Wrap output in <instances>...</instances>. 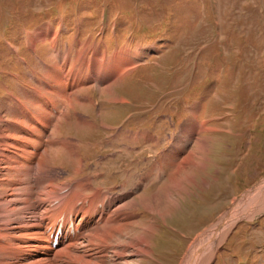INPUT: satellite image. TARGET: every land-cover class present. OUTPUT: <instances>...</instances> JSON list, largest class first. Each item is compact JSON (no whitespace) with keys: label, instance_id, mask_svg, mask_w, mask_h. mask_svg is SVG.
<instances>
[{"label":"rangeland","instance_id":"rangeland-1","mask_svg":"<svg viewBox=\"0 0 264 264\" xmlns=\"http://www.w3.org/2000/svg\"><path fill=\"white\" fill-rule=\"evenodd\" d=\"M82 52L85 69L74 88L60 97L46 93L63 113L73 99L57 137H73L75 152L61 149L54 166L41 160L40 174L56 181V189L34 192L33 203L20 205L25 224L72 191L75 204L87 201L85 192L97 194L102 206L106 192L117 203L112 210L125 208L107 222L119 241L107 247L114 252L108 263L182 264L190 247L242 200L240 214L247 213L208 264H264V0H0L1 118H17L23 105L34 108L26 94L45 89L56 60L67 59L60 79L72 82L67 74L80 66ZM95 53L104 56V68L117 63L115 77L88 72ZM85 177L88 184L60 193ZM147 201L159 206L155 215L144 210ZM129 202L143 207H125ZM139 223L153 230L148 254L128 246L142 237ZM33 251L21 262L35 257Z\"/></svg>","mask_w":264,"mask_h":264},{"label":"bare ground","instance_id":"bare-ground-1","mask_svg":"<svg viewBox=\"0 0 264 264\" xmlns=\"http://www.w3.org/2000/svg\"><path fill=\"white\" fill-rule=\"evenodd\" d=\"M44 34L43 32L42 35L44 36ZM42 35L39 34L38 38L42 37ZM30 38L31 40L35 39V37L32 36ZM97 53L92 56L91 63L89 64L90 66L86 64L88 72L94 73L95 71H99L102 77H115L118 67L117 63H107L106 68H104L102 62L105 60L104 56ZM82 55L83 52L80 54V66L76 69H72L71 74H67L73 78L72 82L69 78L64 77L63 80L60 79L67 65V59L64 58L59 60L58 58L59 61L56 60L55 65L52 64L53 66L50 67V71L53 73L47 76V78L57 87L62 84L61 90L54 89L52 83L46 82L44 83L45 89L42 92L37 91V89L36 93L32 92L26 94L27 99L28 97L30 98L28 102L33 105L34 108L35 104L38 106L37 109L39 110L37 113L33 112L32 109L34 108H28L26 105H23L19 108L17 118H11L9 121H6L1 118L2 114L0 112V121L7 122L4 126L0 125V187H4L1 192L2 195H0V264H112L110 262L108 263V258L110 254L114 252L112 250L107 251V247L112 244H117L116 242L119 241L111 237L113 234V225L107 227V222L110 219L111 213L124 210L125 208L119 207L118 205L116 210H112L113 207L111 205H117V203H111V196H108L106 192L102 200L104 206H102V204H98L100 198L96 199L97 194L85 192H82L81 198L87 201H79L75 204L74 201L77 193L72 191L67 195L66 200H63V197H59L52 203L45 204L43 208L46 210L42 209L44 212L41 216L37 217L36 221L32 223V226L25 224L28 216L24 210L20 208V205L22 206L26 201H32L33 203L34 200L37 199L39 195L34 192L38 194L46 192L51 193L56 189V181L40 174L41 160H44L48 165L54 166L53 163L58 159L61 149L66 150L69 153L68 155H71L72 151L75 152L74 149L76 145L72 142L75 140L73 137H57L59 125L62 120L68 117L69 114L67 115V113L72 104L67 107L68 112L66 113L65 109L63 113L51 98L46 97V93H55L56 97H60L61 95H65L68 89L74 88L76 82L74 78L79 76L85 69V67H81V64L85 63V57ZM100 69L102 71H100ZM45 74L41 75L45 76ZM106 80L108 79L106 78ZM112 85L113 84L105 87L106 91L108 89L111 90ZM56 97L55 99H57ZM21 103L23 104V102ZM66 105L64 106L66 107ZM80 106L86 107L85 104ZM95 107L96 106L92 108ZM72 122H74V125L79 124V120L76 119H73ZM90 123L85 122V125L92 126L94 124V122ZM73 154L76 155L75 153ZM165 164L171 165L170 162ZM79 166L78 164V167ZM43 170L48 174V169L46 167H44ZM181 170H184V168ZM78 172L79 169L75 171V174ZM48 176L51 178L53 177L51 173H49ZM166 179L169 180V184L171 185V173L168 174ZM26 181L30 185L34 182L36 187L31 190ZM89 181L90 179L87 177L81 178L79 181H75V183L68 184L67 188L60 191V193L69 191L73 184H88ZM38 183H40L41 186L37 185ZM152 196L157 200V204H160L158 203L160 198L159 195L152 194L151 197ZM241 201L231 209L232 211L226 213L215 223L212 229H209V231L202 236L204 241L201 242L202 238H200L197 242L199 245L194 243L192 247H190L183 258L182 264H208L213 259L224 234L228 232L229 228L233 226L237 219L247 213L244 212L242 215L240 214ZM94 205L97 207H94ZM139 205L140 206H136L132 202H129V205L125 207L140 208L144 205V209L151 211L154 215L159 207L149 202L146 203V205L145 203ZM94 209L96 210L94 211ZM29 210L30 209L27 211ZM119 217L120 214L117 215V218ZM140 229L141 225L139 223V231ZM55 230L62 232V238L59 245L52 247V238L50 234L51 231ZM127 230H121V235L124 236V232L128 234L129 231ZM28 231H33L37 233V235H29ZM151 231H153L151 226L142 228L140 231L143 233L142 237L133 239L128 243V246L133 249V253L148 254L147 250H144V248L149 246L148 236ZM83 242H87V244L85 247L79 248L80 244ZM25 248H27V251L20 254V251ZM32 249H34L32 255H35V257L22 263L21 259L27 256ZM99 249H104V252L99 253ZM118 254H120V252H118ZM16 256L18 260L14 259Z\"/></svg>","mask_w":264,"mask_h":264},{"label":"crops","instance_id":"crops-1","mask_svg":"<svg viewBox=\"0 0 264 264\" xmlns=\"http://www.w3.org/2000/svg\"><path fill=\"white\" fill-rule=\"evenodd\" d=\"M48 76V75H47ZM47 76H45V78H44V81H48V79L49 78H47ZM113 77V76H112ZM50 80V79H49ZM51 81V80H50ZM53 83V82H52ZM53 85H54V83H53ZM55 88V87H54ZM29 98V97H28ZM74 102H73V100H72V104H73ZM78 104H76V106H77ZM82 105H84V104H82ZM165 166H167L166 164H164ZM157 167H153L154 169H155V171L158 169V167H159V165H156ZM169 173H171V171L169 172ZM167 178V177H166ZM165 182H167V185L169 184V180H164ZM169 186V185H168ZM145 210V209H144ZM145 211H149V210H145ZM150 212V211H149ZM153 214V213H152ZM154 215V214H153Z\"/></svg>","mask_w":264,"mask_h":264}]
</instances>
